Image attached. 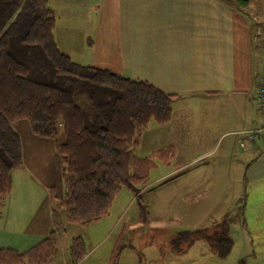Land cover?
<instances>
[{
  "label": "crops",
  "instance_id": "obj_1",
  "mask_svg": "<svg viewBox=\"0 0 264 264\" xmlns=\"http://www.w3.org/2000/svg\"><path fill=\"white\" fill-rule=\"evenodd\" d=\"M62 1L70 7L62 31L72 32L89 56L62 48L55 38L61 52L175 95L171 118L160 126L178 136L182 149L196 151L184 166L208 159L224 141L219 167H227L225 177L237 189L233 210L243 225L246 217L254 223L263 248L264 135L240 146L238 133L263 119L257 92L264 75V0ZM13 128L22 165L0 201V249L24 253L51 233L57 242L62 237L55 200L63 195L62 163L54 141L34 135L27 121ZM177 146L166 147L175 156Z\"/></svg>",
  "mask_w": 264,
  "mask_h": 264
},
{
  "label": "trees",
  "instance_id": "obj_2",
  "mask_svg": "<svg viewBox=\"0 0 264 264\" xmlns=\"http://www.w3.org/2000/svg\"><path fill=\"white\" fill-rule=\"evenodd\" d=\"M54 26L47 0H0V201L22 165L13 125L24 120L34 135L55 143L63 182L56 206L67 223L87 227L99 221L122 187L136 194L145 221L139 187L154 155L139 157L136 148L150 122L170 120L175 95L73 61L58 49ZM159 151L164 162L174 158L172 147ZM224 237L217 245L226 242ZM57 245L51 233L24 253L0 249V264H47ZM68 252L73 264L84 258L83 239L74 238Z\"/></svg>",
  "mask_w": 264,
  "mask_h": 264
},
{
  "label": "rangeland",
  "instance_id": "obj_3",
  "mask_svg": "<svg viewBox=\"0 0 264 264\" xmlns=\"http://www.w3.org/2000/svg\"><path fill=\"white\" fill-rule=\"evenodd\" d=\"M47 1L55 15L54 38L62 48H75L88 58V53L79 51L77 37L62 31L70 17L68 3ZM66 39L67 47L62 44ZM169 142L178 146L174 158L164 162L159 150L167 149ZM223 143L214 145L208 159L184 166L196 151L182 149L167 126L150 122L136 148L139 157L154 155L147 181L139 187L146 220L140 218L136 194L125 187L114 197L109 213L87 227L67 223L58 209L62 237L47 264H73L68 251L78 237L85 243L86 256L76 264H264V246L258 243L263 237L255 233L250 219L246 217L243 225L244 218L233 210L237 189L232 177H225L227 167H219ZM219 175L224 180L219 181ZM223 237L225 245H217ZM222 250L228 252L220 257Z\"/></svg>",
  "mask_w": 264,
  "mask_h": 264
},
{
  "label": "built area",
  "instance_id": "obj_4",
  "mask_svg": "<svg viewBox=\"0 0 264 264\" xmlns=\"http://www.w3.org/2000/svg\"><path fill=\"white\" fill-rule=\"evenodd\" d=\"M257 102L258 108L261 114L263 115V119L259 125H256L253 129L247 131H241L238 135L241 137L239 139L240 146H243V140L254 141L264 135V75L261 77L258 86L257 92Z\"/></svg>",
  "mask_w": 264,
  "mask_h": 264
}]
</instances>
